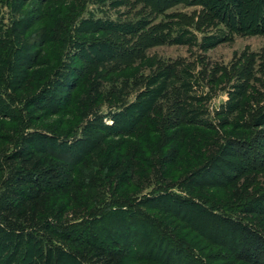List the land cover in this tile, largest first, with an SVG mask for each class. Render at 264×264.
<instances>
[{"label": "rangeland", "instance_id": "obj_1", "mask_svg": "<svg viewBox=\"0 0 264 264\" xmlns=\"http://www.w3.org/2000/svg\"><path fill=\"white\" fill-rule=\"evenodd\" d=\"M212 12L215 9L202 4L182 2L157 12L139 0H0V37L10 39L8 45L16 49L18 57H14L13 64L17 71H25V57L38 48L44 53L42 59L51 61L54 67L50 73L53 81L70 77L76 84L68 100L57 84L50 85L51 108H44L48 116L34 120V128L48 131L54 127L55 134H68L66 139L71 140L82 135L85 124L97 116L96 127H88L90 136H105V149L113 142L119 151L126 152L128 144L135 165L142 168L140 179L137 171L132 172L134 182H139L138 189L134 185L129 189L134 199L168 192L232 218L255 220L262 227L264 215L253 213L249 215L251 219L244 217L242 207L249 198L264 193V125H258L264 112V1L244 0L239 4V27L234 22L213 19ZM249 13L256 15L253 21L248 18ZM20 18L19 38L14 33H4ZM258 18L262 28L253 25ZM132 22L137 29L145 24L141 32L159 25L156 34L165 39L148 48L133 49L138 32H130ZM39 32L44 34V45L29 48ZM171 33H177V37H170ZM25 41L28 44L23 45ZM103 44L110 51L104 60L93 61L95 54L102 55L99 49ZM163 81L165 87L161 90ZM152 94L153 107L146 111L148 116L144 117V111L137 117L138 105L134 104L144 103ZM23 100L1 107L2 116L17 113L24 118ZM228 101L235 102L231 113L222 111ZM123 104L130 108L116 114ZM115 117L120 118L116 125ZM106 125L115 126L109 129ZM174 132L186 140L171 137ZM167 136L171 138L164 139ZM192 142L194 147H190ZM210 146L216 148L213 156L222 149L217 162L206 161L202 155ZM136 147L137 153L133 150ZM175 148L171 159L164 157ZM140 154L142 160H138ZM146 159L152 167L145 164ZM188 178L198 183L196 191L188 187ZM233 186L241 198H233ZM99 190L104 206L111 209L115 206L111 203H116L134 209L155 225L154 229L142 225L141 230L147 243L150 241L144 246L143 240L142 246L150 248V254H158L168 246L165 241H169L182 250L181 264H246L235 260L231 251L220 245L222 239L216 233L195 227L197 223L190 218L196 213L191 207H184L178 218L162 210L134 205V200H115L117 195L107 187ZM124 222L121 228L128 224ZM115 223L120 227L119 222ZM95 227L96 236L104 238L102 225ZM152 230L164 236V242L156 238L154 241ZM209 233L217 238L212 239ZM132 241L120 240L136 252L141 245H133ZM161 256L162 253L158 258ZM144 261L140 260V264L149 263Z\"/></svg>", "mask_w": 264, "mask_h": 264}, {"label": "trees", "instance_id": "obj_2", "mask_svg": "<svg viewBox=\"0 0 264 264\" xmlns=\"http://www.w3.org/2000/svg\"><path fill=\"white\" fill-rule=\"evenodd\" d=\"M139 1L150 4L152 10L157 12L181 2L202 4L212 11L215 9L211 14L213 19H221L225 23L234 22L236 27H239L237 25L240 24L241 17L238 6L244 0H227L226 3H222L221 0ZM247 15L252 21L256 16L250 13ZM262 17L264 18L263 13ZM21 20L22 18L13 22L14 27L4 33H14V37L19 38L18 25ZM134 22L131 27L133 30L130 32H138V34L136 39L134 38L133 49L148 48L165 37L156 34L160 29L159 25H153L147 29L148 31L141 32L146 27L145 24L137 29ZM253 25L262 28V20L258 18ZM172 34L170 37H177V33ZM32 40L35 42L29 48L43 46L44 34L39 32ZM9 42L10 39L0 37V109L25 99L23 103L25 114L21 119L17 113L13 116H2L0 112V264H140V260L144 259H146L144 263L148 260V264H170L171 261L174 262L173 264H181L182 250L171 246L169 241H165L168 246L158 254H150V248H144L150 241L147 243L148 238L146 240L145 233L141 230L142 225L150 226L151 229L156 228L155 225L148 222L146 217L144 219L143 215L140 216L139 212L136 213L134 209H127L116 203H111L115 205L111 209L104 206L100 187L112 189L117 195L115 200L130 203L134 200V205L162 210V213L178 218L183 214L184 207H191L196 213L190 218L192 223H197L195 227H204L210 229L211 233H216L218 239H222L220 245L226 246L235 260L246 264H264V226L260 227L255 220L245 222L238 217L232 218L217 212L214 208L168 192L157 193L140 200L134 199L129 189L133 185L138 189L139 182H134L132 172L137 171L139 178L142 168L135 165L128 144L125 145L128 148L126 152L119 151L113 146V142L105 149V136L100 134L90 136L88 127H96L99 117L89 120L82 128V135L71 140L66 139L68 134H55L54 127H49L48 131L34 128V120L48 116L44 108L50 107L49 92L52 89L50 85L57 84L59 92L65 91L64 98L68 100L76 89V84L73 79L69 80L70 77L66 79L67 81L62 77L53 81L50 73L54 67L51 61L42 59L44 53L38 48L28 52L25 57V62L28 63L25 71H17L13 64L14 57H18L15 55L17 51L8 45ZM22 44L28 43L25 41ZM99 51L102 55L95 54L92 57L93 61L104 60L110 49L103 44ZM8 62L12 65L9 66ZM164 82L161 90L165 87ZM183 82L184 80L181 85H185ZM146 92L149 93L151 90ZM153 95L140 105L139 102L134 104L138 105L137 117L144 111L146 113L144 117L148 116L146 111H150L153 107ZM186 107L189 109L191 106L186 105ZM223 107L222 111L231 113L235 108V102L228 101ZM128 108H130L128 104H123L122 110L116 114L124 113ZM261 116L259 126L264 125V112ZM117 118L120 120L119 117H115V125L118 122ZM115 125L105 127L111 129ZM174 133L170 136L175 138L178 136L182 142L186 140L178 132ZM171 137L167 136L164 139L168 140ZM158 142H161L160 138ZM215 143L217 145L216 140ZM230 144L229 142L228 145ZM195 145L192 142L190 147ZM96 148L97 150H94ZM134 149L136 153L139 152L138 147ZM213 149L210 146L206 149V153L202 154L206 157V161L217 162L220 158L218 154L222 149L217 150L215 156L212 154L216 148ZM176 151V148L172 149L164 157L171 159ZM224 152L226 154L227 150ZM197 153L199 154L198 151ZM141 155L138 156V160L143 159ZM196 158H198L197 154ZM145 164L150 165L148 159ZM188 179L190 183L188 187L196 191L198 183ZM233 187V198H241L237 188ZM119 188H122L120 192ZM263 202L264 193L249 198L242 207V216L250 218L249 215L253 213L264 215ZM252 204L255 207H252ZM124 220L128 224L121 228V223H125ZM115 222H119L120 227H117L118 224ZM107 223L111 224V227L107 226ZM98 224L102 225L101 228L105 232L102 239L96 236L95 226ZM133 226H136V229H132ZM155 232L152 230L151 233L155 236L154 241L156 238V240L163 239L164 242V236ZM211 233L208 236L210 235L212 239L217 238ZM127 238L133 240V245L140 244L141 247L135 252L131 247L122 245L120 240ZM143 240H146L147 245L145 243L142 246ZM160 253L162 256L158 258Z\"/></svg>", "mask_w": 264, "mask_h": 264}]
</instances>
